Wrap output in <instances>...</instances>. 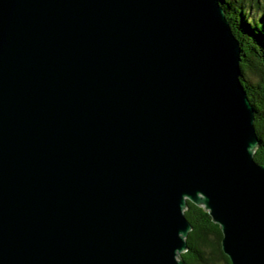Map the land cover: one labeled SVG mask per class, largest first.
<instances>
[{
	"label": "water",
	"instance_id": "obj_1",
	"mask_svg": "<svg viewBox=\"0 0 264 264\" xmlns=\"http://www.w3.org/2000/svg\"><path fill=\"white\" fill-rule=\"evenodd\" d=\"M219 0H0V264H186L188 201L264 264V164Z\"/></svg>",
	"mask_w": 264,
	"mask_h": 264
},
{
	"label": "trees",
	"instance_id": "obj_2",
	"mask_svg": "<svg viewBox=\"0 0 264 264\" xmlns=\"http://www.w3.org/2000/svg\"><path fill=\"white\" fill-rule=\"evenodd\" d=\"M241 48L242 84L255 111L260 145L255 161L264 164V0H219ZM185 216L192 226L186 264H231L221 248L222 232L203 208L188 201Z\"/></svg>",
	"mask_w": 264,
	"mask_h": 264
}]
</instances>
